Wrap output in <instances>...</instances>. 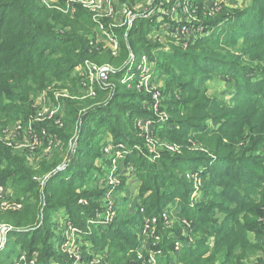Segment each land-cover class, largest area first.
Instances as JSON below:
<instances>
[{"label":"trees","instance_id":"trees-1","mask_svg":"<svg viewBox=\"0 0 264 264\" xmlns=\"http://www.w3.org/2000/svg\"><path fill=\"white\" fill-rule=\"evenodd\" d=\"M41 1L0 0V131L4 125L26 119L36 111V101L40 95L48 101L55 98L57 92L54 93L53 89L70 91L71 97L78 99L82 97L80 92L86 97L85 91L78 88L79 80L71 79V72L87 60L94 63L101 61L99 54L103 50V43L96 38L97 26L91 14L83 8H78L73 15L58 9L49 10ZM118 1L133 6L136 1L143 0ZM157 21L159 17L139 18L122 40V54L129 58L131 54L148 55L144 49L148 47L149 39L144 35V30L148 26L151 28L149 22L158 24ZM204 25L211 30L210 34L200 35L194 39L199 40L188 44L186 50L175 52L181 59L190 60L186 72L191 71V77L183 73L171 76L177 82L188 76L187 81L177 84L175 88L180 90L184 101L178 99L176 90L165 91L171 94L167 103L171 106L170 112L175 115L168 125L178 126L159 131V136L169 143L181 145L182 152L164 154L156 160L157 163H152L145 155L148 152L143 148L146 145L142 138L135 139L132 137L135 134H125L114 121L110 123V129L118 135L117 140L123 139L129 145L138 144L145 151L142 152L143 157L136 154L130 156L129 161L134 163L138 179L146 189L141 195V207L146 208L148 216H157L168 208L172 204L169 198L179 195L189 197L194 192L192 180L184 182L171 170H180L185 175L196 173L197 178L206 184L203 201H199L195 213L188 211V205H184L183 213L180 212L192 217L194 233L201 232L203 238L196 243V250L184 252L177 261L185 262L189 259L187 257L209 253L210 259L206 264H250V257L264 253V157L259 155L264 146V0H252L249 7L241 10L223 9ZM177 34L165 30L169 38L177 39ZM189 40L193 39L185 35L179 42ZM161 59L166 60V57L161 56ZM177 60L175 58L172 61ZM124 73L122 70L114 73L110 80L123 77ZM222 77L226 78L225 98L231 99V102L210 97L207 89L202 88L206 82ZM113 85L98 91V101L95 98H85V101L64 100L66 115L79 117L82 108L87 107L88 103L95 105L103 101L107 93L115 88ZM120 90L123 88L119 86L118 93L113 100L109 98L108 104L96 105L84 114L82 127L79 128L78 150L73 153L68 170L72 177L63 184V190L68 187L76 190L74 197L63 203L55 202L57 197L49 190L54 182L61 180L68 172L51 177L45 190L48 193L45 211L55 213V210L64 209L69 214V220L79 227H86L87 221L94 219V211L98 207L96 201L105 197V192L89 187L93 175L90 179L81 175L87 169L94 171L96 160L101 157V139L96 141L92 137L95 131L90 119L95 115L113 116V109L117 113L124 110L128 114L125 99L129 95L136 99L142 98L144 102L148 99L137 92L128 94ZM141 113L143 117L150 116L146 112ZM208 120L217 121L219 127L210 128L209 125L199 126L195 123ZM63 121L62 128L54 122L53 126L44 127L67 145L75 134V124ZM102 121L103 118L99 116L95 119L96 124ZM117 122L120 123L119 120ZM201 143H205V152L192 150L195 144ZM27 159L28 152L0 147V183L11 192L23 190L26 193L30 191L29 188L38 186L33 180L37 170L28 166ZM51 161L45 160L41 164L40 173L47 176L54 172L59 162L52 164ZM202 169L204 172L200 171ZM85 185L90 189H85L86 192L81 189L82 193H78V189ZM79 199L88 201L87 205H80ZM39 202L40 196L34 202H26L21 212L0 211V224L5 223L13 229L27 226L26 218H33V222L40 216ZM28 225H31V221ZM142 226L139 216L129 221H123L122 218L109 227H94L90 239L97 247L104 248L112 245L109 239H117L130 249L136 246ZM47 229L42 226L38 231L49 237ZM35 232L24 235L14 233L12 236L20 235L23 240H30L29 251H34V242L37 240L33 235ZM100 232L103 237L96 236ZM212 233L218 236L210 241L209 234ZM249 233L254 235V241L247 238ZM170 250H174L173 240L166 247V251ZM47 255L61 262V255L52 249L48 250ZM170 262L171 257H168L164 264Z\"/></svg>","mask_w":264,"mask_h":264},{"label":"rangeland","instance_id":"rangeland-1","mask_svg":"<svg viewBox=\"0 0 264 264\" xmlns=\"http://www.w3.org/2000/svg\"><path fill=\"white\" fill-rule=\"evenodd\" d=\"M251 1L252 0L136 1L132 7L136 8L138 13L147 11L153 5H157L158 8L155 9V11L160 16L159 21H157L158 24L155 22H149L151 28L148 26V28L144 30V35L147 36V39H149L148 47L144 49L148 55H143L146 56V60H144L141 54H138L134 60L129 59V57L122 54V40H124V36L127 37L131 29L136 23H138V18L135 22H132L131 25L128 24L125 18L118 19V27L116 28V33L118 35V49L116 50V54L110 50L111 48L106 41L99 38L96 31V38L103 43V50L99 54V59L101 61L97 64H99V66L110 65L116 71L115 73H118L121 70L125 72L123 77L119 76L117 79L109 80L111 84H114L113 86H115V88L111 89V91L107 93L106 97H103L104 99L102 98L103 101L101 100L98 103H95V105H90L91 102L88 101L90 103L87 104V107L82 108L83 111L80 112L79 117L76 118L66 115L67 107L64 105V100L85 101V97L82 93L80 92V96L82 97L78 99L77 97H71L70 91L65 90L60 92V89H53L52 91L54 93L57 92L55 98H51L50 101H46L45 103L43 100L41 102L38 100L39 98H42V95H40L39 98H37L38 103L36 101L37 107L34 106L36 111L33 108V104L32 109L35 112L33 111V113H30L28 118H22L13 123H9L10 125H4L5 127H3L0 131V136H5V131H8L9 128H14L19 121L33 120L34 123L51 127L53 126L54 121L48 120L47 116H44L41 121H38L37 117L40 112L39 108L43 109L48 106H54L58 112L63 113L65 121L68 120L75 124L74 133H80V129H77V127H82V121L86 111L93 109L94 106L99 104H108L111 100H113L114 95L118 93L116 91L119 86L123 88V90L120 91H124L128 94H135V92H137L141 95L143 94L142 96L146 99L148 98L147 101L144 102L142 98L136 99L133 95H129L125 99L127 101L126 106H128L129 109L128 114H126V111L124 110L120 111L121 113H117L113 109L111 113L114 114L113 116L95 115L90 119V125L95 131L92 137L96 141L101 139V157L96 160L94 171L90 172L87 169V172L85 171L86 174L82 173L81 175H86L88 179H90L93 175L94 179L91 180L92 185L89 187H94V190L99 192H105V197L96 201L98 207L94 211V219L88 220L86 227L84 228L76 226L72 223L69 220L68 212L64 209L55 210V213L45 211L46 196H48V193L45 190L50 178L55 175L57 176L60 173L68 172L71 167L68 163L70 142L65 145L59 139L60 146L54 145L48 148L47 145H39V147L35 146L31 148L33 154L32 157L27 159L28 166L34 171L37 170V174L34 175L33 180L38 184V186L35 188H29L26 186L25 188H29L30 190L26 193H24L23 190L13 191L8 195L7 200H10L11 202L13 201L12 203L14 204L22 205V208L17 211L21 212L24 210L26 202H34L38 196H40L38 206L40 209V216L36 217L33 222V218H26L25 223L27 226L14 229L12 232L5 233L2 231V227H0V246L2 245L4 239L7 241L4 248H2V251L0 252V264H164L168 257H171L170 264H206V261L210 259L209 253L203 256L187 257L189 259L185 260V262L184 260L183 262L182 260L181 262L177 261L184 252L188 253L196 250V243L203 238V234L201 232L197 234L194 233L195 223L191 220L192 217H189L188 215L184 216L181 213H183L184 205H188V211L195 213L199 201H203L204 187H206L204 181L197 178L198 176L196 173L185 175V172L180 170H171L173 174L181 177L184 182L192 180L193 183L191 187L194 188V192L189 197L179 195L176 198H169L172 204L159 215L151 217L148 216L146 208L141 207V195H143V191L146 189L142 181L138 179L136 167L133 162L129 161V158L130 156L136 154L143 157L144 155L142 152L145 153L143 148H145L148 152L145 153V155L148 156L149 161L152 163H157L156 160H159L164 154L171 153L176 155L182 152L181 145L169 143L159 136V131L164 129L170 130L178 126L168 125L170 120L175 118V115L170 112L169 108H171V106L167 103L171 94L168 95L165 91L172 92L173 90H176L175 93L179 97L178 99L184 101V99L181 98L180 90L175 88H177V84L187 81L188 76H192L190 73L191 71H188V73L186 72V69L189 66L188 62L190 60L181 59L179 54H176L175 52L176 50H186L188 44L193 43L192 41L199 40L194 39L200 35L210 34L211 30L207 29L208 26L204 25L208 20H210V17L216 16L219 12L221 13L223 9L225 11H233L236 9L241 10L247 8L251 5ZM69 2L70 0H52L51 4L53 7L47 8L49 10H62L66 14L69 13L73 15L77 13L78 8L81 7L77 4L74 5L76 7V12H72V10H69L67 6ZM154 17L155 16L152 18ZM224 26L222 28H224ZM184 27L188 29L187 32L182 31ZM165 30L178 33L176 35L177 39L167 37L165 35ZM217 33L219 34L220 32L217 30ZM185 35L191 37L193 40L180 43L179 40L182 37H185ZM161 56H165L166 60L161 59ZM175 58H178V60L172 61L175 60ZM84 63L78 65L76 69L71 72V79L73 81H76V79L79 80L80 76L78 73ZM182 73L188 74V76L180 79L179 82L172 80V74ZM225 79V77H222L208 81L202 88L207 89V94L210 97H218L221 100L225 99L227 102H231V99L225 98L227 97V85L225 84ZM99 98L98 96L95 97L97 101ZM109 98L111 99L108 102ZM88 99L90 98L88 97ZM26 112L29 114L28 110ZM141 112H146L150 114V116L143 117V113ZM97 116L103 118L102 123H95ZM118 120L120 123L117 122ZM113 121L115 124L120 126L125 134H135V137L132 136L135 139L142 138L146 146L143 145L142 148L138 144H126V142H123V139L117 140L116 138L118 135L115 131H111L110 129L112 128L110 123ZM195 123L199 124V126L209 125L210 128L219 127V123L213 120H208L207 122L195 121ZM157 127L159 128L158 132H156ZM1 146L6 145L1 143L0 147ZM204 146L205 143L195 144L192 147V150L205 152ZM127 151H129V154L126 153ZM259 155L264 157V146ZM26 157H28V155H26ZM52 159H55L54 162H59L57 165L58 167L54 170V172L47 176L45 173H40L42 171L41 164L45 163V160L51 161ZM54 162L51 161L52 164H54ZM63 164L66 168L63 171H58L59 166H62ZM200 171L204 172L203 169ZM71 177L72 174L68 172V174H66L61 180L54 182L51 188L49 187V190L57 197L55 202L63 203L69 198L74 197L76 192L74 188L68 187L67 190H63L65 187L63 184L70 181ZM84 182L87 181L84 180ZM89 187L85 185L83 188H79L80 190L78 189V193L83 191L81 189H84V192H86L85 189H90ZM81 193L82 192H80V194ZM79 200L80 205H87L88 201L85 199ZM5 201L0 200V211L2 213H7L5 210H1V206L5 203ZM47 214H49L48 218L46 217ZM135 216L141 217L143 226L142 231L138 232V240H136L137 244L134 248L128 249L127 246L118 242L117 239H109V242H111L110 244H112L108 245L109 247H97L94 241L90 239L92 237L91 235L94 227H109L122 218L123 221H129ZM160 219H163L162 222H160ZM155 220L157 222L154 224ZM30 221L31 225L29 226L28 224ZM149 221L150 228L147 230L146 228ZM103 222H107V224H102ZM4 224L1 223L0 226ZM42 226L48 228L49 237H46V234L42 233V231H38L42 228ZM151 226L153 227L151 228ZM70 229H76L81 233L75 235L70 240L69 246H67L68 243L66 242L69 238ZM34 230L36 232L33 235L37 238L34 242L35 249L34 251H29L30 240H23L20 235L29 234ZM14 233L20 235L12 236ZM52 235L54 236L51 237ZM96 236L103 237L102 232L98 233ZM217 236V234H209L210 241ZM247 238L250 239V241L255 240L254 235L251 233L247 235ZM172 240L174 243V250L166 251V247L170 246ZM177 243L180 245H182V243H186V246L180 253L176 250ZM49 249H52L54 252L61 255V262L57 261L56 257L47 255ZM249 259L250 264H264V253H257Z\"/></svg>","mask_w":264,"mask_h":264},{"label":"built area","instance_id":"built-area-1","mask_svg":"<svg viewBox=\"0 0 264 264\" xmlns=\"http://www.w3.org/2000/svg\"><path fill=\"white\" fill-rule=\"evenodd\" d=\"M46 7H53L52 0H42L41 1ZM156 3V2H155ZM79 5L87 11L92 16V21L96 23V30L99 35V38L106 41L111 48L110 50L116 54L118 49V35L116 33V28L118 27V19L125 18L129 25L138 18L151 19L153 16L160 17L155 11L157 5H153L150 9L144 12L138 13L136 8L128 6L127 4L121 3L118 0H70L68 3V9L72 12H76V7L74 5ZM117 19V20H116ZM130 28V27H129ZM182 31L187 32L188 29L184 27ZM136 55L131 54L129 59H135ZM146 56H143L144 60ZM116 71L110 65L99 66V64L87 60L81 70L79 71V82L78 86L81 90H84L86 93L85 98H95L98 95L99 90H104L110 88V76ZM141 77V76H139ZM141 80V79H140ZM156 97V96H155ZM40 102L43 100L45 103L48 101L46 97L38 99ZM39 116L37 117L38 121H41L44 116H47L48 120L54 121V123L60 128L64 125L63 113L58 112L54 106H48L46 108H39ZM43 111V112H42ZM80 127H77L79 129ZM79 134L75 133L69 143V156L68 163H71L73 153L77 152L79 144ZM5 138V139H4ZM4 143L6 146L11 149H14L18 152H28L29 157H32V147H39V145H47L48 148L59 145V138L53 134H50L49 131L44 126H39V123H34L33 120L28 121H19L14 128H9L8 131H5V136H0V144ZM60 146V145H59ZM28 150V151H27ZM126 153L129 154V151ZM126 156V155H125ZM124 157V156H123ZM122 158V157H121ZM65 163V162H64ZM64 165V164H63ZM59 166L58 171H63L66 166ZM63 167V168H60ZM114 172V171H113ZM113 174V173H112ZM111 174V175H112ZM11 193L9 188L2 183H0V200H6L1 206V210L7 211H18L22 208V205L14 204L10 200H7L8 195ZM13 194V193H12ZM157 221L155 220L154 224ZM150 221L147 225V230L150 228ZM102 224H107L103 222ZM153 224V226H154ZM71 226V225H70ZM151 226V228L153 227ZM2 231L12 232L14 229L7 225H2ZM81 232L76 229L69 230V238L66 243L69 246L70 240ZM1 235V234H0ZM4 236V235H3ZM4 239V237H3ZM7 241L3 240L0 248H4ZM186 246V243L176 244V250L180 253L183 248ZM24 259V257H23Z\"/></svg>","mask_w":264,"mask_h":264},{"label":"crops","instance_id":"crops-1","mask_svg":"<svg viewBox=\"0 0 264 264\" xmlns=\"http://www.w3.org/2000/svg\"><path fill=\"white\" fill-rule=\"evenodd\" d=\"M2 251V249L0 250V252Z\"/></svg>","mask_w":264,"mask_h":264},{"label":"water","instance_id":"water-1","mask_svg":"<svg viewBox=\"0 0 264 264\" xmlns=\"http://www.w3.org/2000/svg\"><path fill=\"white\" fill-rule=\"evenodd\" d=\"M0 250H1V248H0Z\"/></svg>","mask_w":264,"mask_h":264}]
</instances>
